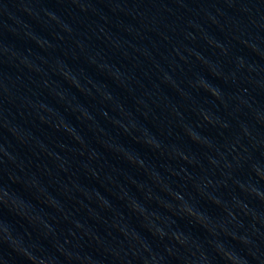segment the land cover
Segmentation results:
<instances>
[{"label": "water", "instance_id": "95a60500", "mask_svg": "<svg viewBox=\"0 0 264 264\" xmlns=\"http://www.w3.org/2000/svg\"><path fill=\"white\" fill-rule=\"evenodd\" d=\"M54 0H0V264H24L44 136Z\"/></svg>", "mask_w": 264, "mask_h": 264}]
</instances>
